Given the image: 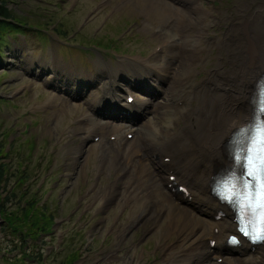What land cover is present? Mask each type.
I'll list each match as a JSON object with an SVG mask.
<instances>
[{"label":"rangeland","instance_id":"1","mask_svg":"<svg viewBox=\"0 0 264 264\" xmlns=\"http://www.w3.org/2000/svg\"><path fill=\"white\" fill-rule=\"evenodd\" d=\"M101 1L105 0H8L9 8L15 13L14 21L22 24L24 30H8L7 42L0 48V141L4 143L3 160L9 165L8 189L12 187L17 194L24 192V197L35 201L39 208L45 205L46 215L52 212L55 220L53 233L45 242L27 240L23 248L22 241L0 230V264H71V257L68 260L67 255L72 252L78 256L73 264H168L167 245L171 240L166 241L165 236L159 241V234L154 233L160 220L136 223L124 245L109 248L116 238L111 223L119 221H113L118 206L122 209L128 206L120 203L103 206L104 196L116 186L125 190L129 181L120 179L119 172L110 167L112 160L103 158L102 153L104 149H111V153H120L125 160L127 152L135 150L129 145L119 148L110 137L114 144L100 146L101 140L93 142L90 137L81 143L85 133L93 136L99 132H90L92 128H87L92 127L90 121L85 122L87 132L76 131L81 126L74 128V118L81 115L85 118L87 111L79 109L86 107L89 91L91 94L97 90L93 87H101V81L107 80L108 70L120 62L121 57L115 54L135 55L123 61H136L139 57L148 69L165 61L168 50L156 31L162 26L160 19L169 13L157 9L148 11L145 7L151 0H108L105 5ZM241 1L250 0H200L195 4L192 14L204 16L202 46L211 39L221 43L230 22L237 18ZM252 11L253 7L246 9L249 14ZM261 23L264 26V15ZM176 31L173 30V36ZM177 37L180 38L181 33ZM156 46L163 49L156 52ZM153 53L158 54L147 61L142 59ZM195 55L192 59L200 68H210L217 59L224 60L219 45L213 46L206 62L196 59ZM236 67V62L224 65L229 72ZM41 70L45 73L39 76ZM74 71L85 75L73 76ZM64 73L69 75L59 76ZM159 75L163 77L164 72ZM97 76L100 78H95ZM83 78L93 81L92 88L89 83L81 86ZM63 79H72L69 84L88 91H84L85 97L65 93L61 84L67 89L68 83ZM164 88H154L159 93L154 98L157 103L164 100ZM134 140L133 144L137 141ZM101 165L105 168L100 175ZM112 177L117 183L109 186ZM134 206L126 209L125 214L121 210L117 212L124 215L120 221L130 216ZM111 209L114 212L109 218ZM156 209L162 216L165 214L160 205ZM149 224L155 225L154 232L146 227ZM187 240L192 241L189 237ZM10 257H16V261ZM213 261H216L215 256Z\"/></svg>","mask_w":264,"mask_h":264},{"label":"bare ground","instance_id":"2","mask_svg":"<svg viewBox=\"0 0 264 264\" xmlns=\"http://www.w3.org/2000/svg\"><path fill=\"white\" fill-rule=\"evenodd\" d=\"M198 1H149L145 7L148 11L157 9L169 13L160 19L162 26L156 31L168 50L165 61L155 60L158 64L153 69H148L146 62L139 58L118 62L108 70L102 86L93 87L97 90L91 94L89 91L86 107L79 109L87 111L83 119L92 120L90 132H99L94 135H100L101 144H114L109 135L115 134L114 139H110L117 145L127 143L135 150L127 152L125 160L120 153H111V149H104L102 153L103 158L112 160L110 167L119 172L120 179L129 181L125 190H121V186L108 190L103 206L120 203L129 209L135 204L126 220L111 223L116 238L109 248L124 245L136 223L160 220L154 233L159 234V241L165 236L166 241L171 240L167 245L168 264H248L253 260V264H264V245L253 246L243 241L241 246L231 248L223 243L228 233L234 232L236 224L232 219L233 211L221 204L211 191L214 173L222 162L228 161L224 145L237 127L250 120L252 92L264 72V26L261 23L264 0L241 1L237 18L230 22L221 43L208 39L206 46H202L204 16L192 14ZM250 7L253 11L249 14L246 9ZM167 28L170 29L166 31ZM175 29L176 37L173 36ZM214 45H219L224 60L217 59L210 68H200L192 55L206 62ZM156 47V52L163 49ZM157 54L153 53L149 59ZM227 62H236L237 67L225 71ZM46 68L49 67L46 65ZM40 72L39 76L45 73ZM160 72H164L163 77ZM199 75H203L200 80ZM66 82L67 89L61 84L65 93L85 97L84 88L69 84L72 79ZM163 86L164 100L157 103L154 98L159 93L154 88L158 90ZM129 95L133 100L127 99ZM105 97L112 101L101 104ZM145 117H149L147 121H143ZM125 130L133 131V136L123 135ZM89 137L85 134L81 143ZM191 144L194 146L190 147ZM80 149L82 153L83 147ZM180 185L185 190H181ZM158 205L165 210L163 216L156 209ZM220 210L224 214L217 218ZM113 212L111 209L109 218ZM188 237L192 241L187 240ZM216 238L219 240L211 247ZM118 251L120 253L121 249ZM224 252L236 254L224 256L226 263L213 261L214 256L224 255Z\"/></svg>","mask_w":264,"mask_h":264},{"label":"trees","instance_id":"3","mask_svg":"<svg viewBox=\"0 0 264 264\" xmlns=\"http://www.w3.org/2000/svg\"><path fill=\"white\" fill-rule=\"evenodd\" d=\"M14 14L8 6V0H0V48L7 42L6 32L19 26V23L14 21ZM3 144L0 141V228L22 241L21 247L23 248L27 238L38 241L43 232L50 230L55 219L52 212L46 215L45 205L39 208L35 201L24 197V192L17 194L12 187L8 189L10 175H8L7 168L9 169V165L2 157L4 155ZM22 178L21 175L20 182ZM77 257L76 252L71 254V258L67 255L71 264Z\"/></svg>","mask_w":264,"mask_h":264},{"label":"snow or ice","instance_id":"4","mask_svg":"<svg viewBox=\"0 0 264 264\" xmlns=\"http://www.w3.org/2000/svg\"><path fill=\"white\" fill-rule=\"evenodd\" d=\"M253 166L255 168V174L260 175L261 179L264 180V156H261L259 158V162L257 163L256 160L253 161ZM253 190H254V185H253ZM222 199L228 200L230 203L234 201V197H226V196H221ZM237 211L239 214V205L237 204ZM249 207V211H250ZM245 235H249L250 239H253V241H259V240H264V228H262L259 232H257L255 235H250L249 233L245 232Z\"/></svg>","mask_w":264,"mask_h":264}]
</instances>
